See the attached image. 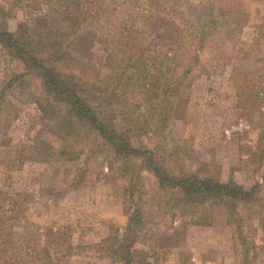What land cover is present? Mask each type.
Here are the masks:
<instances>
[{
	"label": "rangeland",
	"instance_id": "374dc122",
	"mask_svg": "<svg viewBox=\"0 0 264 264\" xmlns=\"http://www.w3.org/2000/svg\"><path fill=\"white\" fill-rule=\"evenodd\" d=\"M120 1L108 0L111 6ZM190 1L202 7L199 14L208 23L212 14L219 15L216 0ZM238 1L249 14V22L234 41L228 35L229 26L215 24L219 37L210 42L224 50L229 62L213 60L218 54L206 48L201 68H194L191 80L162 109V102L136 76L116 91L124 101L117 100L116 108L132 111L129 124L139 118L146 120L148 126L131 134L130 141L137 148L154 151L173 174L223 183L233 179L245 190H256V202L239 206L240 233L228 224L223 207H214L208 223L183 216L154 173L127 169L96 137L77 139L55 123L44 122L31 98L41 82L26 74L25 64L1 43L0 215L15 217L19 231L23 226L68 230L75 246L99 243L111 234L129 236L136 262L264 264V160L260 154L264 149V105L243 111L231 80L235 66L251 76L264 73V0ZM52 2L0 0V8L8 13L5 22L10 31L28 28L47 41L69 32L54 13ZM74 34L64 38L72 60L98 80L113 84L118 73L105 64L99 33L89 28L80 36ZM163 60L158 58L157 63ZM121 125H127L125 120ZM41 143L52 148L44 157L38 154ZM69 145L77 153L86 148L77 160H64L60 152ZM138 211L143 213V225L137 233L128 232L130 218ZM17 256L15 264L30 259ZM28 264L36 263L31 260ZM61 264L122 263L75 250Z\"/></svg>",
	"mask_w": 264,
	"mask_h": 264
},
{
	"label": "trees",
	"instance_id": "16d2710c",
	"mask_svg": "<svg viewBox=\"0 0 264 264\" xmlns=\"http://www.w3.org/2000/svg\"><path fill=\"white\" fill-rule=\"evenodd\" d=\"M165 1L167 3L163 0H121L111 6L108 0H53L54 13L68 26L69 35L71 32L80 36L89 28L99 33V42L105 46V64L118 73L113 84L98 80L72 60L64 46L67 33L46 41L28 28L10 31L5 22L8 13L2 8L0 43L12 57L25 64L26 74L35 75L41 82L31 98L44 122L55 123L63 132L77 139L96 137L127 169L138 168L154 173L160 188L166 195H171L183 216L191 215L208 223L213 219L214 207H223L228 224L240 233L242 219L238 213L239 206L256 202V190H245L233 179L223 183L193 174H173L154 151L137 148L130 141L131 134L148 126L146 120L141 121L137 117L138 122L129 124L128 116L132 111L124 108L117 111L116 108L118 103L124 102L119 99L118 90L124 82L129 85L136 76L140 84L142 82L144 88L162 102L161 109L168 106L167 100L191 80L194 68H201V55L206 48L218 54L214 56L213 53V60L229 62L221 47L217 44L210 46V42L219 37L213 26L220 25L219 22L229 26L228 35L234 41L250 20L243 3L238 0H216L215 7L219 5L220 11L219 15L210 16L211 23L199 14L202 7L193 5L190 0ZM158 58L164 60L157 63ZM150 59L152 62L149 64ZM231 80L235 85L238 106L243 111L263 107L264 73L251 76L243 74L235 66ZM124 120L126 126L121 125ZM85 148L77 153L69 145L60 152V156L64 160L75 161ZM51 149L49 144L41 143L39 157L46 156ZM260 154L264 160V149ZM143 218L142 212H135L127 231L137 233L143 225ZM15 220L13 216L5 219L0 215V264L17 263L13 261L17 254L30 258L28 261L23 259L25 264L31 260L36 264H61L75 250L79 254L91 251L101 259L122 264H147L135 261L129 236L111 234L99 243L75 246L68 230L23 226L19 231Z\"/></svg>",
	"mask_w": 264,
	"mask_h": 264
}]
</instances>
